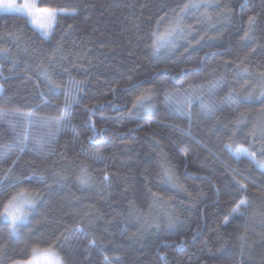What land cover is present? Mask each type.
I'll return each mask as SVG.
<instances>
[{"label":"trees","instance_id":"obj_1","mask_svg":"<svg viewBox=\"0 0 264 264\" xmlns=\"http://www.w3.org/2000/svg\"><path fill=\"white\" fill-rule=\"evenodd\" d=\"M190 2L207 7L185 10L186 35L154 51L152 32H164L169 17ZM37 6L75 14L58 15L45 39L28 20L0 13V108L33 113L35 140L47 131L43 118L59 115L64 86L76 81L81 91L70 129L47 156L26 149L17 157L24 122L8 117L14 132L0 121V149H15L0 162V211L21 189L39 194L16 234L0 220V264L49 247L65 264H90L92 244L111 264H264V174L225 148L242 146L264 163V0H37ZM216 83L214 96L202 102L190 104L191 92L189 99L180 95L190 85L207 91ZM149 92L134 109L135 98ZM169 94L191 119L166 103ZM201 103L211 104L214 115ZM82 169L87 185L78 179ZM17 180L24 183L13 187ZM242 198L248 208L230 216Z\"/></svg>","mask_w":264,"mask_h":264},{"label":"snow or ice","instance_id":"obj_2","mask_svg":"<svg viewBox=\"0 0 264 264\" xmlns=\"http://www.w3.org/2000/svg\"><path fill=\"white\" fill-rule=\"evenodd\" d=\"M207 7V5H202L199 3H186L183 8L180 9V12L176 13L174 20L169 22V27L165 30V32L161 33L158 30L152 32V48L154 51L158 52L161 48L175 47L176 41L179 38H182L186 35L185 27L183 26V14L185 10L192 8H200ZM0 12L4 13H13L17 14L21 18L28 20V22L33 26L34 30L39 32L45 39H48L54 30V25L56 23V19L58 15H74L75 13H67L63 12L61 9L47 7L40 8L36 4V0H23L22 3H18L17 0H0ZM253 23V19L249 18V24ZM0 51H4L0 49ZM244 72L247 73V69H244ZM50 83L54 84L55 87L59 88L60 85L55 84L54 81L51 80L50 77L47 76V71L45 70L43 73ZM218 83L214 84L212 87L208 88L207 91L204 89H195L191 85L189 89H185L180 95L189 99V93H193L190 98L191 101L200 100L203 101L205 95L207 94L210 98L214 96L215 88L218 87ZM81 91V85L76 81H69L64 86V101L62 103L60 112L58 116L54 117H46L43 118V123L41 127L46 128L47 131L38 139L30 140V128L35 119L34 114L29 113H17L15 111L0 108V121H6L10 127H12L15 132L16 125L12 124L11 120H8V117H17L20 121L24 122L23 127V136L19 139V152L17 153V157L22 154L26 149H31L32 151L37 152L38 154H42L47 156L51 146L54 144L56 137L65 129H70L71 127V118L72 111L74 106L79 104V92ZM171 95L166 96V103L176 112L184 114L185 111H188L189 119H191L190 110L183 107L180 103H173L171 100ZM261 96L264 97V91L261 92ZM150 99V92L148 94H140L135 98L133 102V108H137L146 100ZM228 99L233 105H237L239 101V97L233 98L229 96ZM190 107V105H189ZM201 111L206 115L212 116L214 115V109L211 104L201 103ZM186 135H191L190 132L185 133ZM261 136H264V129L260 131ZM253 137L256 135V129L254 128L252 131ZM225 148L229 151L231 155H233L237 160L240 158H247L253 164L256 165L257 168L260 169L261 173L264 174V163L257 161L254 153H249L248 149L237 146L233 149L231 144H226ZM12 151L15 149H8L7 151L0 149V162L7 159ZM261 154H264V145L261 146ZM91 159L95 160V156H91ZM16 161H13V165H15ZM162 167V173L166 177L169 182H175L176 177L173 174L170 167ZM12 169L8 170V173L5 174V178L8 174H11ZM33 179H37L35 175L31 177H25L24 181L30 182ZM39 179H42L40 177ZM80 183L82 185H87L90 183V176L87 173V169H82L80 177H78ZM104 179L107 180L108 176L105 174ZM22 180L15 181L16 185L24 183ZM237 183V190L241 193L246 194L247 185ZM154 197V202L161 204L163 206V198L157 197V194H152ZM39 198V194L28 195L26 189H21L19 192L13 194L6 203L3 204V210L0 211V220L5 222L8 225L9 234L16 233L19 228L29 222V213L36 209V201ZM248 200L246 198L239 199V201L235 204V206L231 209L230 216L232 215H243L244 212L242 210H246L248 208ZM228 217H225L224 223H228ZM172 219L170 217L169 223L171 224ZM158 227V226H157ZM76 233H84V229L80 227H76L74 229ZM28 264H65V261L59 256L57 252H55L51 247L46 249L33 248L32 258L28 261ZM105 264H111L107 257H105Z\"/></svg>","mask_w":264,"mask_h":264},{"label":"rangeland","instance_id":"obj_3","mask_svg":"<svg viewBox=\"0 0 264 264\" xmlns=\"http://www.w3.org/2000/svg\"><path fill=\"white\" fill-rule=\"evenodd\" d=\"M18 3H22L23 0H17ZM36 4H37V0H36ZM63 10V9H61ZM63 12H70V11H67V10H63ZM0 13H4V12H0ZM13 14V13H12ZM173 18L169 17V20L167 21V25L165 27V29H167L169 27V22L172 21ZM165 32V31H164ZM163 33V32H161ZM2 90V87L0 85V92ZM30 214V213H29ZM18 232V231H17ZM16 232V233H17ZM14 233V234H16ZM91 247L87 249L86 251V258H88L89 260V263L90 264H97V263H105V257L107 256H104L102 255L101 253H99L98 251H96L93 247V244L90 245ZM40 249H46V248H40ZM32 258V255L30 258L26 259V260H21V261H15L11 264H28V261Z\"/></svg>","mask_w":264,"mask_h":264}]
</instances>
